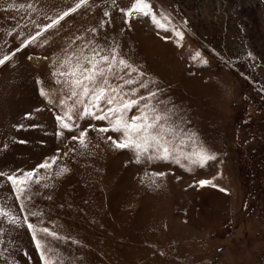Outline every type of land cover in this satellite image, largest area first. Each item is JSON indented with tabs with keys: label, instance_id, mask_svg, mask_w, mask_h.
<instances>
[{
	"label": "rangeland",
	"instance_id": "374dc122",
	"mask_svg": "<svg viewBox=\"0 0 264 264\" xmlns=\"http://www.w3.org/2000/svg\"><path fill=\"white\" fill-rule=\"evenodd\" d=\"M58 1L0 0V57L15 52L0 66V172L19 176L49 161L25 204L41 213L29 222L60 239L38 238L62 264H264V0H148L158 17L170 18L169 31L150 17L125 23L121 9L134 0H93L65 17L58 32L37 37L41 45L16 52L60 13ZM27 3L34 10L20 8ZM173 27L183 33L180 46ZM90 28L99 29L102 44L114 40L143 67L160 99L175 109L173 119L195 132L216 160L191 171L163 161L137 164L130 151L113 150L102 138L114 133L90 127L104 121L79 120L78 129L56 135L60 109L40 96L37 80L54 87L50 58L70 38L91 36ZM84 129L87 150L71 140ZM159 172L165 175L153 176ZM205 179L216 187H200ZM0 206L21 222L0 220V264H43L23 224L28 213L5 177Z\"/></svg>",
	"mask_w": 264,
	"mask_h": 264
},
{
	"label": "snow or ice",
	"instance_id": "6c2138e0",
	"mask_svg": "<svg viewBox=\"0 0 264 264\" xmlns=\"http://www.w3.org/2000/svg\"><path fill=\"white\" fill-rule=\"evenodd\" d=\"M82 6H89L88 0H77L73 7L55 17H47L50 22L38 26L39 30L34 35L21 40L20 47L15 51L19 52L32 44L41 45L42 42L38 41L37 37L43 36L49 29L58 32L57 26L61 21ZM13 7L14 5H8L9 9ZM25 7L33 9L31 3L20 5V8ZM121 11L127 18L125 23H129L133 16L150 17L157 29L169 31L170 18L164 13H160L158 17L148 0H134L127 10ZM104 15L108 16L109 13L105 12ZM103 27L104 22H101L99 28ZM87 31L91 36L77 35L70 38L60 52L50 58V76L54 87L46 88L37 80V84L41 85L40 96L44 97L48 104H55L60 109L55 115L60 130L56 133L58 137L63 135L64 130L73 132L74 129H78L77 121L91 119L106 122L104 127L97 128L95 125L90 127L98 134L114 133V136L107 135L102 138L105 142H110L113 150L130 151L137 164L145 161L148 163L163 161L191 171L194 167L203 168L209 161L217 159L216 154L199 140L195 132L183 126L182 120L177 123L173 119L175 109L169 108L168 103L160 99L161 90L151 87L157 82L147 77L142 66L133 64L124 56L120 45L114 40L102 44L98 38V28H90ZM171 31L178 38L177 46H180L183 33L175 27L171 28ZM7 34L12 35L11 32ZM14 55L15 52L0 57V66L11 60ZM199 56L197 53L193 59ZM200 63L206 61L200 60ZM71 140L77 141L85 150L90 146L87 129L73 134ZM56 159L57 157H52V163H55ZM50 166L49 161L45 160L37 169L25 171L22 175L0 172V177H5L10 182L15 199L20 201V211L28 213L23 217V224L32 234L36 250L40 253V260L43 264H62L47 240L38 238V234L53 239L60 237L46 227L30 223L29 216L37 217L41 213L28 211L25 204V194L31 190L32 184L40 182L38 169L47 170ZM64 171L67 169H61V173ZM164 175L163 172L153 173V176ZM152 183L155 184V181ZM198 184L200 187L207 185L216 187L211 180L206 179L200 180ZM219 190L226 191L223 188ZM27 199H30V196ZM0 220H5L16 227L21 226L20 218L3 206H0Z\"/></svg>",
	"mask_w": 264,
	"mask_h": 264
},
{
	"label": "crops",
	"instance_id": "0c3cea01",
	"mask_svg": "<svg viewBox=\"0 0 264 264\" xmlns=\"http://www.w3.org/2000/svg\"><path fill=\"white\" fill-rule=\"evenodd\" d=\"M91 1H93V0H88V4L91 2ZM77 2V0H59L56 4H59L60 6H62L63 8L62 9H60V10H58V11H56V12H63V11H65V10H67L68 8H70V7H73L74 5H75V3ZM82 7H84V6H82ZM81 7V8H82ZM79 9H77V11H78ZM75 13V12H74ZM70 14H72V13H70Z\"/></svg>",
	"mask_w": 264,
	"mask_h": 264
},
{
	"label": "built area",
	"instance_id": "2783aa9c",
	"mask_svg": "<svg viewBox=\"0 0 264 264\" xmlns=\"http://www.w3.org/2000/svg\"><path fill=\"white\" fill-rule=\"evenodd\" d=\"M233 235H229L228 238H232Z\"/></svg>",
	"mask_w": 264,
	"mask_h": 264
}]
</instances>
